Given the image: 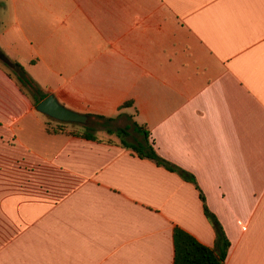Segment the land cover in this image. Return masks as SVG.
I'll return each mask as SVG.
<instances>
[{
	"label": "crops",
	"instance_id": "crops-1",
	"mask_svg": "<svg viewBox=\"0 0 264 264\" xmlns=\"http://www.w3.org/2000/svg\"><path fill=\"white\" fill-rule=\"evenodd\" d=\"M0 50L198 185L117 136L48 132L0 62V264H173L175 227L215 246L200 191L225 264H264V0H0Z\"/></svg>",
	"mask_w": 264,
	"mask_h": 264
},
{
	"label": "trees",
	"instance_id": "trees-1",
	"mask_svg": "<svg viewBox=\"0 0 264 264\" xmlns=\"http://www.w3.org/2000/svg\"><path fill=\"white\" fill-rule=\"evenodd\" d=\"M0 62H2L6 67L10 69L14 77L18 80L23 91L31 94L34 97V102L38 103L42 98H44L47 93L43 92L38 85L34 82V80L28 75L22 64L18 61H13L8 58L6 54H4L0 50ZM130 102H125L123 105H129ZM97 119L101 120L102 123L107 126L112 121V117H107L103 115H93ZM90 117V114H89ZM55 124L46 123V130L48 132H58L62 131L68 134L77 135L83 138L97 140L92 129L88 125H81L78 123L71 122H63L58 121L53 118H50ZM76 125L84 127L83 130H69L67 131L66 125ZM132 127L137 132L141 133V139H134L133 142L127 141L125 139V135L127 133V129L129 128L127 125L124 127H118L114 130L110 127H106L107 133H116V135L120 138V144L125 147L133 150L140 157H148L154 160L158 165H162L169 170L178 172L183 178L192 181L197 189L198 185L189 172L184 169L173 165L163 157H161L153 148V146L149 142V132L146 130H140L141 126L137 123L133 122ZM142 131V132H141ZM100 140V139H99ZM200 198L203 203V209L206 217L212 223L215 232H216V241L214 248H210L198 240H196L192 235L185 232L184 230L175 227L173 230V244H174V259L173 264H225V257L227 254V249L229 242L223 232L222 226L218 221L217 217L208 209L205 201V197L200 191Z\"/></svg>",
	"mask_w": 264,
	"mask_h": 264
},
{
	"label": "rangeland",
	"instance_id": "rangeland-1",
	"mask_svg": "<svg viewBox=\"0 0 264 264\" xmlns=\"http://www.w3.org/2000/svg\"><path fill=\"white\" fill-rule=\"evenodd\" d=\"M1 64L12 74V72L10 71V69L8 67H6L2 62ZM47 118V122H49L50 124H55L50 117L46 116ZM88 126L91 127L92 132L94 133V135L99 138V139H103V140H112V139H116L118 136L116 135V133H107L106 131V127H110L111 129H115L118 127H124V126H128L129 128L127 129V133L124 137L127 141L133 142L135 137H134V129L132 127V123H131V117H126V116H121V117H117V119H115L114 121L110 122L109 124H107V126H105L102 121L96 119V118H90L89 123L87 124ZM66 130H83L84 127H80V126H74V125H66L65 126ZM117 136V137H116Z\"/></svg>",
	"mask_w": 264,
	"mask_h": 264
},
{
	"label": "water",
	"instance_id": "water-1",
	"mask_svg": "<svg viewBox=\"0 0 264 264\" xmlns=\"http://www.w3.org/2000/svg\"><path fill=\"white\" fill-rule=\"evenodd\" d=\"M36 109L58 121L87 125L90 120L86 114H81L65 107L52 93L41 99L37 103Z\"/></svg>",
	"mask_w": 264,
	"mask_h": 264
}]
</instances>
